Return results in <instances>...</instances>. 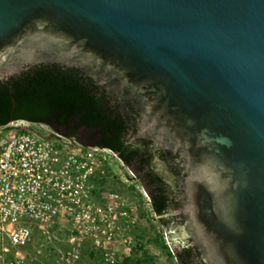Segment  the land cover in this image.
Segmentation results:
<instances>
[{
  "label": "water",
  "instance_id": "water-1",
  "mask_svg": "<svg viewBox=\"0 0 264 264\" xmlns=\"http://www.w3.org/2000/svg\"><path fill=\"white\" fill-rule=\"evenodd\" d=\"M40 63L87 74L177 155L203 264H264V0H0V80Z\"/></svg>",
  "mask_w": 264,
  "mask_h": 264
},
{
  "label": "built area",
  "instance_id": "built-area-1",
  "mask_svg": "<svg viewBox=\"0 0 264 264\" xmlns=\"http://www.w3.org/2000/svg\"><path fill=\"white\" fill-rule=\"evenodd\" d=\"M109 153L41 123L0 126V264H85L90 256L116 264L128 255L138 204L98 184Z\"/></svg>",
  "mask_w": 264,
  "mask_h": 264
},
{
  "label": "trees",
  "instance_id": "trees-1",
  "mask_svg": "<svg viewBox=\"0 0 264 264\" xmlns=\"http://www.w3.org/2000/svg\"><path fill=\"white\" fill-rule=\"evenodd\" d=\"M87 74L58 63H40L0 80V126L25 120L49 126L53 131L84 145L108 148L129 167L146 189L153 212L168 230L180 205V165L177 155L151 139L134 137L136 122L128 109ZM164 158L173 181L164 177ZM180 220L181 215H179ZM178 264H203L189 241L173 247Z\"/></svg>",
  "mask_w": 264,
  "mask_h": 264
},
{
  "label": "rangeland",
  "instance_id": "rangeland-1",
  "mask_svg": "<svg viewBox=\"0 0 264 264\" xmlns=\"http://www.w3.org/2000/svg\"><path fill=\"white\" fill-rule=\"evenodd\" d=\"M107 164L102 168L98 184L104 191L124 194L138 204V220L133 233L134 242L128 255L118 257L116 264H178L173 247L187 241V234L181 224L166 229L153 212L144 196L142 184L133 171L116 155L109 153ZM175 215H180L174 212ZM89 259V260H88ZM85 264H101L98 259L88 257Z\"/></svg>",
  "mask_w": 264,
  "mask_h": 264
},
{
  "label": "flooded vegetation",
  "instance_id": "flooded-vegetation-1",
  "mask_svg": "<svg viewBox=\"0 0 264 264\" xmlns=\"http://www.w3.org/2000/svg\"><path fill=\"white\" fill-rule=\"evenodd\" d=\"M165 160H164V158L163 159H161V161L160 160H155V162L156 163H158V162H160L161 164H163V165H161L160 166V169L162 170V173H163V175H164V177H166L168 180H170V181H173V176H172V173L170 172V170H168V168L166 167V165H165V162H164ZM142 187H143V185H142ZM143 189L145 190V192L147 193V191H146V189L143 187ZM147 195H148V193H147ZM148 197H149V195H148ZM149 199H150V197H149ZM151 203V202H150ZM166 216H172L173 217V220H174V225H173V227H175V226H177V225H179V224H181L182 222H181V220H180V217H179V215H175L174 214V212L173 213H167V214H165ZM172 227V228H173Z\"/></svg>",
  "mask_w": 264,
  "mask_h": 264
}]
</instances>
